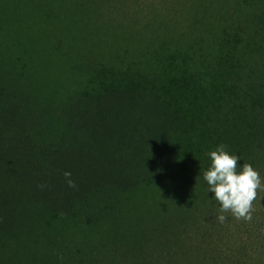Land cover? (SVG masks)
<instances>
[{"label":"rangeland","instance_id":"1","mask_svg":"<svg viewBox=\"0 0 264 264\" xmlns=\"http://www.w3.org/2000/svg\"><path fill=\"white\" fill-rule=\"evenodd\" d=\"M10 1L23 8L20 19L7 20V43L18 47L8 56L22 68L30 65L40 79L41 97L50 83L59 90L51 101L53 106L74 86L90 95L98 90L138 91L158 95L173 111L174 124L171 148L157 157L162 165L159 178L130 195L110 196L107 212H101L106 204L90 196L87 208L91 211L81 217L82 225L58 217L51 224L33 223L26 234L8 239L7 264H264V199H260L264 191L257 190L250 222L237 220L228 211L221 224L219 205L203 179L212 163L208 153L224 144L230 155L240 158L241 166L250 164L259 173L264 186V129L253 120L264 105V70L250 61L258 39L246 44L232 26L221 28L208 15L207 46L188 49V20L175 0H99V14L88 11L91 6L85 8L84 0ZM231 1H238L246 11L261 2ZM118 8L122 12L112 22L100 16L114 14ZM169 8L183 15L180 23L164 26L154 15ZM146 16L156 29L154 39L133 31L128 40L119 42L117 59L108 60L92 74L70 69L61 73L64 62L56 61L49 69H41L28 56L33 30L61 37L76 54L83 44L101 46L98 35L104 39L102 29L108 25L127 39ZM42 50L51 55L47 48ZM136 138L134 152L138 155L142 143L136 149L140 136ZM126 168L123 174L131 176L134 171ZM173 171L182 179L172 176ZM67 172L71 179L79 176L75 168ZM179 195L184 207L180 209L176 202L175 209Z\"/></svg>","mask_w":264,"mask_h":264},{"label":"trees","instance_id":"2","mask_svg":"<svg viewBox=\"0 0 264 264\" xmlns=\"http://www.w3.org/2000/svg\"><path fill=\"white\" fill-rule=\"evenodd\" d=\"M0 1V264H7L8 239L15 234H26L33 223L51 224L53 217H58L62 221L71 218L65 221L82 225L81 217L91 211L87 208L90 196H97L106 204L101 212H107L110 196L130 195L159 178L162 165L158 164L157 157L172 146L174 114L158 95L121 90H98V94L90 95L78 86L62 94L59 105L53 106L51 101L59 90L50 83L45 96L41 97L40 79L30 71V65L22 68L19 62L16 65V61L9 58L13 48L18 47L7 43V20L20 19L23 4L8 0L6 6V0ZM175 2L178 7L183 6L188 20L185 29L190 32V38L185 42L186 48L207 46L205 20L210 15L221 28L232 26L242 42L250 44L258 39L250 61L257 69L264 70V0L252 4L247 11L241 3L231 0ZM84 3L85 8L91 6L88 11L99 14V0H84ZM172 8L154 16L164 26L178 24L183 14L178 10L170 12ZM118 9L114 14L100 16L112 22L113 17L122 12V8ZM47 13L51 15L52 10L48 8ZM102 30L104 39L100 38V33L98 35L101 46L83 44L76 54L69 51L61 37L51 38L47 31L33 30L28 56L41 69H49L56 61L64 62L61 73L70 69L92 74L108 60L117 59L119 42L128 40L133 31L147 33V39L156 34L147 16L132 29L127 39L119 36L111 25ZM65 32L71 33L69 29ZM36 41L38 43L34 44ZM43 74L48 71L40 77ZM253 120L264 129V105L254 113ZM136 136H140L136 149L142 143L138 155L134 152ZM127 166L134 171L131 176L123 174ZM69 168H75L79 174L72 179L75 188L68 187L63 176ZM172 176L182 179L176 171ZM176 199L174 208L177 202L182 209L183 197L179 195Z\"/></svg>","mask_w":264,"mask_h":264},{"label":"clouds","instance_id":"3","mask_svg":"<svg viewBox=\"0 0 264 264\" xmlns=\"http://www.w3.org/2000/svg\"><path fill=\"white\" fill-rule=\"evenodd\" d=\"M208 156L212 163L204 172L203 179L210 186L209 192L214 193V199L219 205L221 215L217 220L223 224L226 221L223 213L231 211L237 220L250 222L257 190L264 191L259 173L250 164L244 163L241 166L238 163L240 158L230 155L224 144H220L215 151L209 152ZM63 176L68 187H76L70 172H64ZM260 199H264V196Z\"/></svg>","mask_w":264,"mask_h":264}]
</instances>
